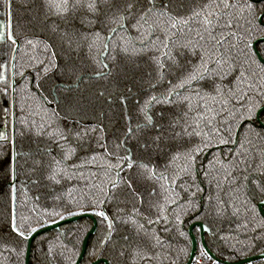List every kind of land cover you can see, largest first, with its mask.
<instances>
[{
  "label": "trees",
  "instance_id": "16d2710c",
  "mask_svg": "<svg viewBox=\"0 0 264 264\" xmlns=\"http://www.w3.org/2000/svg\"><path fill=\"white\" fill-rule=\"evenodd\" d=\"M223 2L189 0L196 11L197 5L207 6L203 14L170 28L159 8L135 26L124 0H115L114 7H109L114 0H98L95 12L75 8L62 17L50 14L46 0H8L18 47L12 63L14 134L9 131L0 140V264H25L31 229L83 213L93 214L97 227L79 264L98 258L109 264H185L191 250L188 227L194 222L209 227L205 243L221 260L236 262L264 253V218L258 210L264 200V128L256 118L264 105V63L252 45L264 37V15L259 20L264 3L231 0L253 7L242 13L229 9L221 16L216 8L223 11ZM181 3L173 0V14H189L188 5L181 9ZM230 13L238 19H232L231 29L224 28ZM232 32L246 46L240 43L228 64L213 63L215 39ZM165 35L171 40L169 49L161 43ZM145 37L146 47L140 43ZM234 43L227 39L220 50ZM121 47L127 51L120 52ZM256 49L264 59V41ZM101 50L109 57L105 62L111 75L106 78L95 75L90 59ZM160 51L177 54L181 64L204 78L167 97L171 103L152 102L145 109L149 122L141 111L145 102L167 96L180 80L178 70L157 68L153 57L168 63ZM260 120L264 123V111ZM25 125H51L49 130L62 131L66 140L37 136ZM69 148L75 151L65 160ZM117 157L121 168H109ZM123 158H130L134 167L129 169ZM53 169L54 179L49 178ZM151 170L160 175L145 179ZM110 180L119 188L112 189ZM98 211L109 219L96 215ZM13 219L23 236L12 231ZM91 225L83 218L39 235L31 246L30 264H75ZM139 225L143 228L138 230ZM193 232L199 264H218L203 255L199 228Z\"/></svg>",
  "mask_w": 264,
  "mask_h": 264
},
{
  "label": "snow or ice",
  "instance_id": "6c2138e0",
  "mask_svg": "<svg viewBox=\"0 0 264 264\" xmlns=\"http://www.w3.org/2000/svg\"><path fill=\"white\" fill-rule=\"evenodd\" d=\"M261 2L264 3V0H261ZM124 3L126 4V8L124 10L128 13V15H131L136 19V25L135 26H141L140 21H146L147 15L154 14L156 12L157 8H159L158 14L160 16H167L168 20L171 21V24L169 25L170 28H179L181 25H187L188 23H190V21L194 17L199 18L203 14L205 7H207V6L197 5V7H199L200 10L196 11L189 5V0H183V3L180 4V8L183 9L186 5H188L189 14L180 15L179 12H176L175 14H173V7H172L173 0H167V3H165V0H159V3H157V0H124ZM114 6H116L115 0H114V3L112 5H109V7H114ZM46 7L48 8L50 14L62 17L69 10L75 9V8H87L89 11L95 12L98 8V0H46ZM252 7L253 6L251 4L233 3V2H231V0H224L223 11H221L219 6H217L216 11L220 12V14L222 16L223 12H226L229 9H240L241 13H242L244 8L252 9ZM137 14H138V18H137ZM123 18H124L123 15H121V19H123ZM232 19H238V17H234L230 13L229 19H228V21L224 22L223 27L231 29L233 26L231 23ZM204 22H205V24L211 23V21L208 20L207 17H205ZM217 23L219 24L220 22L217 21ZM3 30H4V26L0 25V35H3ZM209 34L210 35L212 34V30H209ZM94 35H95V39L99 40L100 34L97 32ZM173 35H175V33H173ZM243 35H247V33H244ZM200 38L204 39L203 36H201ZM212 38L215 39L214 36ZM227 39H234L235 43L232 45H229V47L227 48L226 51H221L220 50L221 45ZM7 40L11 41L13 44L16 43L11 32H9L7 34ZM146 40H147V38L145 37L140 42L141 45L144 47H146ZM26 43L31 45L34 49L36 48V45L33 43L32 40H27ZM161 43H163L164 49H169V46L171 44V40H170L169 36L165 35L163 37V41H161ZM240 43H244L246 46V41L242 38V36H238L236 32H232L230 35L228 33H225L223 36H221L220 39H215L214 49L216 51V55L212 58L213 63H215L217 65L228 64L229 60L233 59V57L231 56V53L237 50V47ZM48 47H49V45H47V44L44 45L45 50H47ZM88 47H89V52L91 53L92 45L89 44ZM106 47H107V45H104L105 49H106ZM180 47L183 48L186 46H180ZM119 51L120 52H126L127 49L124 47H121L119 49ZM157 51H159V49H157ZM240 51L242 52V50H240ZM226 55L228 56V59H225ZM160 56H166L168 58V63L167 64L163 63L159 59V57H153L154 63L156 64L157 68L158 69H166L167 68V69L174 70V71L178 70L180 72V80L171 89H169V91L167 92V96H164L163 94H161V96L159 98L156 96H152V97H149L148 100L145 102V105L141 109V111L144 112L145 119L148 120L149 122H151V117L148 115V113H147V111H145V109H148L152 102L163 101L166 103H171V101L168 100L167 97L172 96L174 93H178V90L183 89L186 85L192 83L193 81H195L197 79H203L204 78L203 73L197 71L195 68H193L192 70H189L184 64H181L180 59L177 58V54H174L172 51H167V52L160 51ZM179 56L183 57V52L179 53ZM110 58L112 61H115V59H116L115 55H112ZM90 59L92 60L93 64L95 65L94 72H95L96 76H101V77L106 78L107 76L111 75L110 65L105 62V60L109 59V57L104 56L103 50L99 51L97 53V55H95V56L90 54ZM201 66L205 70L208 69V65L203 63V58H201ZM51 67L55 68L56 65L52 64ZM44 71H45V73H47L49 71V68L45 67ZM243 76H244V74L241 73V78H243ZM213 83H215V81H213ZM250 87H251V85H250ZM68 91L71 92L72 90L68 89ZM216 91L219 92V89H216ZM241 99H243V97H241ZM25 127L28 128V130L30 132H34V134L37 136L47 135L49 138H53V137L58 138V141L66 140V136L62 131H60V130H56L55 132L50 131L49 129L51 128V125H49L48 129H45V127L43 125H41L39 128H36L35 125H33L32 127H28L27 125H25ZM213 131L216 132V134H219V130L214 129ZM228 132L230 134V129L228 130ZM195 134L197 136L201 135L200 132H196ZM75 136L77 139H79L80 133L77 132L75 134ZM0 138H4L2 133H0ZM222 142H226V141H222ZM74 151H75L74 148H69L68 151L65 153L63 158L65 160H67L69 158V155H71ZM129 159L130 158H123L122 162L124 164H127L128 168L131 169L132 167H134V165L129 162ZM173 159H175V157H173ZM117 161L118 162L115 165L110 164V165H108V167L109 168L115 167L117 169H120L121 168V162H120L121 158L117 157ZM141 167H145V166L142 165ZM55 175H56V170L53 169L49 178L54 179ZM152 175H160V174H157L154 172V170H151L150 174L147 177H145V179H151ZM245 179L247 180L248 177L246 176ZM251 182L253 184L257 183L256 180H252ZM172 183H175V181H172ZM109 185L111 186L112 189H118L119 188L118 182L115 180H110ZM128 187L131 188L132 185L129 183ZM103 191H104L105 195L107 196L108 190L104 189ZM101 203H103V201H101ZM160 211L163 212L162 207H161ZM96 215L101 216L104 220L109 219V217L103 211L96 212ZM131 222L133 224L136 223L135 220H132ZM148 223L152 224L153 221L149 220ZM109 227L111 228V223H109ZM139 228H143V225H139L138 230H139ZM12 231L19 236L24 235V233L22 231H20L15 226V220L14 219L12 221ZM31 231H35V229H31Z\"/></svg>",
  "mask_w": 264,
  "mask_h": 264
},
{
  "label": "water",
  "instance_id": "95a60500",
  "mask_svg": "<svg viewBox=\"0 0 264 264\" xmlns=\"http://www.w3.org/2000/svg\"><path fill=\"white\" fill-rule=\"evenodd\" d=\"M262 18V14L259 16V20H261ZM115 29H113L109 35L106 38V42L105 45L108 44L111 36L113 35ZM264 41V37L258 38L253 42V47L255 49L256 55L259 59L260 62L264 63V60L262 59V57L260 56L259 52L256 50L255 46L258 42ZM17 48V47H16ZM15 48V50H16ZM107 49V47H106ZM14 50V52H15ZM264 111V105L261 106L257 112H256V117L258 122L260 123V125L264 128V123L261 122L260 120V114ZM258 210L261 213L262 217L264 218V200L258 203ZM81 218H90L92 221V227L90 228V230L86 233L82 245H81V251L79 254L78 259L76 260L75 264H79L81 262V260L84 257L85 251H86V247H87V243H88V239L89 237L95 232L96 230V219L92 214L89 213H85V214H81V215H74L68 218H65L63 220L51 223L49 225H46L42 228H39L37 230H35L33 233H31L28 238H27V248H26V256H25V264H29V257H30V251H31V245L33 240L38 237L40 234H43L45 232L54 230V229H59L62 225L67 224V223H72L75 222ZM199 228V232H200V240H201V246L203 248L204 253L214 261V263H218V264H251L253 261L255 260H263L264 261V253H260L258 255H254V256H250L247 257L245 259H242L240 261H236V262H229L227 260H221L219 258H217L211 251L210 249L207 247L206 243H205V234H209L210 233V229L208 226H206L205 224H203L202 222H194L192 223L189 227H188V233L190 236V240H191V250H190V254L188 257V260L186 261L185 264H194V259H195V255L197 253V248H198V242H197V238L193 233L194 228ZM99 263H103V264H108V261L106 259H98L95 260L94 262H92L91 264H99Z\"/></svg>",
  "mask_w": 264,
  "mask_h": 264
},
{
  "label": "flooded vegetation",
  "instance_id": "af4514ba",
  "mask_svg": "<svg viewBox=\"0 0 264 264\" xmlns=\"http://www.w3.org/2000/svg\"><path fill=\"white\" fill-rule=\"evenodd\" d=\"M261 15V14H260ZM259 15V16H260ZM264 13H262V17H263ZM262 19V18H261ZM11 18H10V8L8 5V0H0V25L4 26V30H3V35H0V126H1V130L4 136V138H0V140L7 138V134L9 133V131H11L12 135L14 134V116H13V89H14V85L15 82L13 81V76H12V63H13V58L15 55V48L18 47L17 42L15 44H13V51L10 54L9 52V42L7 40V34L9 32H11ZM261 38V37H259ZM258 39V38H257ZM262 42V41H261ZM259 43V42H258ZM253 44V43H252ZM257 45V44H256ZM256 48V46H255ZM17 49V48H16ZM257 50V49H256ZM16 51V50H15ZM255 51V49H254ZM258 51V50H257ZM256 53V52H255ZM260 54V53H259ZM261 56V55H260ZM258 58V57H257ZM263 59V58H262ZM264 60V59H263ZM263 106V105H262ZM257 118V117H256ZM258 121V120H257ZM262 122V121H261ZM263 123V122H262ZM15 158V155H13V160ZM11 184H13V182H11ZM85 214V213H83ZM91 214V213H89ZM81 215V214H78ZM93 215V214H92ZM74 216V215H72ZM94 216V215H93ZM71 217V216H69ZM95 217V216H94ZM68 218V217H66ZM65 219V218H64ZM83 219V218H81ZM90 219V218H88ZM96 219V218H95ZM63 220V219H61ZM80 220V219H79ZM91 220V219H90ZM60 221V220H58ZM78 221V220H77ZM57 222V221H56ZM76 222V221H75ZM92 222V221H91ZM97 222V219H96ZM54 223V222H53ZM73 223V222H72ZM51 224V223H50ZM69 224V223H67ZM49 225V224H48ZM66 225V224H64ZM46 226V225H45ZM63 226V225H62ZM61 226V227H62ZM44 227V226H43ZM60 227V228H61ZM92 227V225H91ZM90 227V228H91ZM97 227V225H96ZM42 228V227H41ZM59 228V229H60ZM39 229V228H38ZM59 229H54V230H59ZM37 230V229H36ZM90 230V229H89ZM88 230V231H89ZM52 231V230H51ZM87 231V232H88ZM96 231V230H95ZM34 232V231H33ZM32 232V233H33ZM49 232V231H48ZM46 233V232H45ZM95 233V232H94ZM93 233V234H94ZM194 233V232H193ZM92 234V235H93ZM189 234V233H188ZM30 235V234H29ZM28 235V236H29ZM41 235V234H40ZM86 235V234H85ZM91 235V236H92ZM90 236V237H91ZM85 237V236H84ZM89 237V238H90ZM28 238V237H27ZM84 239V238H83ZM89 240V239H88ZM34 241V240H33ZM83 242V241H82ZM33 243V242H32ZM88 244V243H87ZM82 245V244H81ZM32 246V245H31ZM202 247V246H201ZM27 248V245H26ZM87 248V247H86ZM198 249V248H197ZM203 250V248H202ZM81 251V250H80ZM31 252V251H30ZM86 252V251H85ZM80 254V253H79ZM85 255V254H84ZM203 255H205L206 257H208L204 251H203ZM26 256V255H25ZM79 257V256H78ZM209 258V257H208ZM78 259V258H77ZM98 259H102V258H98ZM96 259V260H98ZM105 259V258H103ZM196 259L200 260L201 263V254L197 251L196 255H195V259H194V264H199L196 263ZM30 260V257H29ZM95 261V260H94ZM93 261V262H94ZM214 263V261H213ZM30 264V262H29ZM100 264V263H99ZM109 264V263H108Z\"/></svg>",
  "mask_w": 264,
  "mask_h": 264
},
{
  "label": "built area",
  "instance_id": "2783aa9c",
  "mask_svg": "<svg viewBox=\"0 0 264 264\" xmlns=\"http://www.w3.org/2000/svg\"><path fill=\"white\" fill-rule=\"evenodd\" d=\"M196 263H200V260L199 259H196Z\"/></svg>",
  "mask_w": 264,
  "mask_h": 264
},
{
  "label": "rangeland",
  "instance_id": "374dc122",
  "mask_svg": "<svg viewBox=\"0 0 264 264\" xmlns=\"http://www.w3.org/2000/svg\"><path fill=\"white\" fill-rule=\"evenodd\" d=\"M0 132H2V130H1V126H0Z\"/></svg>",
  "mask_w": 264,
  "mask_h": 264
}]
</instances>
